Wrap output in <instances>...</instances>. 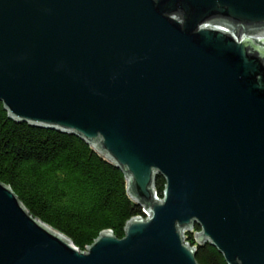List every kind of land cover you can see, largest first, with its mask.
<instances>
[{
    "label": "water",
    "instance_id": "95a60500",
    "mask_svg": "<svg viewBox=\"0 0 264 264\" xmlns=\"http://www.w3.org/2000/svg\"><path fill=\"white\" fill-rule=\"evenodd\" d=\"M0 101L93 145L148 214L82 251L0 181V264H199L195 225L264 264V0H0Z\"/></svg>",
    "mask_w": 264,
    "mask_h": 264
},
{
    "label": "trees",
    "instance_id": "16d2710c",
    "mask_svg": "<svg viewBox=\"0 0 264 264\" xmlns=\"http://www.w3.org/2000/svg\"><path fill=\"white\" fill-rule=\"evenodd\" d=\"M0 181L28 211L64 234L82 251L104 231L125 235L132 218H146L128 191V178L78 135L12 119L0 101ZM166 181L154 188L163 197ZM200 227L184 232L199 264H228L209 242L198 243Z\"/></svg>",
    "mask_w": 264,
    "mask_h": 264
},
{
    "label": "bare ground",
    "instance_id": "6f19581e",
    "mask_svg": "<svg viewBox=\"0 0 264 264\" xmlns=\"http://www.w3.org/2000/svg\"><path fill=\"white\" fill-rule=\"evenodd\" d=\"M157 198H158V196H157ZM146 214V213H145ZM146 217H147V214H146ZM193 229V228H192ZM191 230V229H190Z\"/></svg>",
    "mask_w": 264,
    "mask_h": 264
},
{
    "label": "built area",
    "instance_id": "2783aa9c",
    "mask_svg": "<svg viewBox=\"0 0 264 264\" xmlns=\"http://www.w3.org/2000/svg\"><path fill=\"white\" fill-rule=\"evenodd\" d=\"M147 216H148V214H147ZM184 239H185V237H184ZM185 242H187V241L185 240Z\"/></svg>",
    "mask_w": 264,
    "mask_h": 264
}]
</instances>
